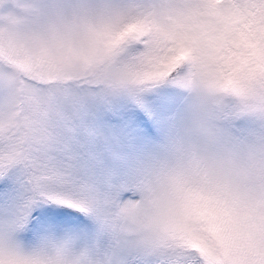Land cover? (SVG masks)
<instances>
[{
    "label": "snow or ice",
    "instance_id": "snow-or-ice-1",
    "mask_svg": "<svg viewBox=\"0 0 264 264\" xmlns=\"http://www.w3.org/2000/svg\"><path fill=\"white\" fill-rule=\"evenodd\" d=\"M0 264H264V0H0Z\"/></svg>",
    "mask_w": 264,
    "mask_h": 264
},
{
    "label": "rangeland",
    "instance_id": "rangeland-1",
    "mask_svg": "<svg viewBox=\"0 0 264 264\" xmlns=\"http://www.w3.org/2000/svg\"><path fill=\"white\" fill-rule=\"evenodd\" d=\"M240 129L243 134H249V133L258 134L261 131V126L258 121L246 120L240 123Z\"/></svg>",
    "mask_w": 264,
    "mask_h": 264
}]
</instances>
